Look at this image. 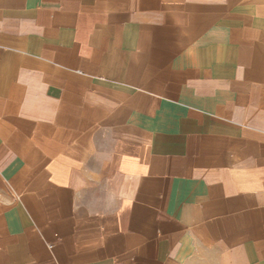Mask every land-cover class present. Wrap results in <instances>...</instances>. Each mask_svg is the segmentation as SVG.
Masks as SVG:
<instances>
[{
	"label": "crops",
	"instance_id": "1",
	"mask_svg": "<svg viewBox=\"0 0 264 264\" xmlns=\"http://www.w3.org/2000/svg\"><path fill=\"white\" fill-rule=\"evenodd\" d=\"M0 264H264V0H0Z\"/></svg>",
	"mask_w": 264,
	"mask_h": 264
}]
</instances>
